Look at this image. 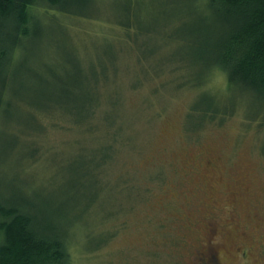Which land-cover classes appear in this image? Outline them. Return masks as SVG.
Returning <instances> with one entry per match:
<instances>
[{"label":"rangeland","instance_id":"obj_1","mask_svg":"<svg viewBox=\"0 0 264 264\" xmlns=\"http://www.w3.org/2000/svg\"><path fill=\"white\" fill-rule=\"evenodd\" d=\"M129 1L134 11L129 22L137 32L134 42L126 43L116 22L125 23ZM191 2L91 0L90 17L37 9L30 25L39 26V35L23 37L11 53L0 93V193L38 195L56 206L76 176L77 155L89 151L83 132L43 127L41 110L32 106L42 100L44 88L55 92L59 68H85L88 78L95 70L108 82V100L121 99V115L128 119L131 140L117 149L108 177L121 176L136 190L100 193V211L123 206L98 227H113L114 236L83 255L75 231L78 248L73 247L71 264H196L208 238L224 264H264V116L259 103L248 98L223 123L204 124L199 133L186 129L185 116L198 92L227 89L219 71L200 88L175 85L191 73L188 64L175 69L187 41L166 36L186 32L193 15L204 12L200 1L197 7ZM228 92L223 101L237 102L235 91ZM99 210L84 219L98 220ZM68 213L72 217L75 210ZM66 215L53 213L51 219L69 225Z\"/></svg>","mask_w":264,"mask_h":264},{"label":"trees","instance_id":"obj_2","mask_svg":"<svg viewBox=\"0 0 264 264\" xmlns=\"http://www.w3.org/2000/svg\"><path fill=\"white\" fill-rule=\"evenodd\" d=\"M90 1L0 0V93L5 88L6 70L13 49L22 45L23 37L40 33L36 29L38 25H30L32 14L42 9L44 12L53 10L64 15L90 17L86 13ZM199 1L205 10L193 15L186 32L176 30L174 36H166L167 39L182 37L187 41V49L176 61L175 69L188 64L191 73L175 85L200 88L219 71L226 76L227 89L223 94L209 90L198 92L185 116L186 129L199 133L204 124H221L237 108H242L248 98L259 103V113L263 117L264 0H194L196 7ZM193 3H189L190 6L194 7ZM124 11L125 23L119 20L116 25L122 29L126 43L131 42L130 38L134 42L137 31L134 22H129L130 15L134 14L130 1ZM78 63L74 57V64ZM84 70L77 68L69 72L59 68L55 71L56 82L52 87L55 92L52 94V89L44 88L42 100L32 106L41 110L43 127L49 123L61 129L76 128L77 132H83L87 138L83 140V147L89 151L77 155L79 158H76L77 165L73 169L76 176L67 182V190L62 192L56 206L38 195L0 193V264H71L72 250L78 243L73 236L75 231L82 239L78 245L83 255L97 251L114 236L113 227L105 230L98 227L123 209L119 202L118 210L100 211V193L103 190H136L135 184L121 176L108 177L117 149L131 140L126 130L128 119L120 112L122 101H109L104 92L108 82L99 80L93 69L92 78H88ZM232 89L237 94V102L234 98L224 102L223 96ZM28 129L31 128L28 126ZM16 139L14 135L12 140ZM91 141L93 143H89ZM37 155L36 149H32V159H38ZM74 210L71 217L68 211ZM98 210V220L87 222L84 219L85 213L95 216ZM53 213L57 217L68 213L70 224L52 220ZM96 233L100 236H95Z\"/></svg>","mask_w":264,"mask_h":264},{"label":"flooded vegetation","instance_id":"obj_3","mask_svg":"<svg viewBox=\"0 0 264 264\" xmlns=\"http://www.w3.org/2000/svg\"><path fill=\"white\" fill-rule=\"evenodd\" d=\"M208 241L205 249L200 250L199 255H197L198 258H201V261H198L196 264H224L216 254L215 246L212 244V238H208ZM245 253L244 251L242 252V254Z\"/></svg>","mask_w":264,"mask_h":264}]
</instances>
